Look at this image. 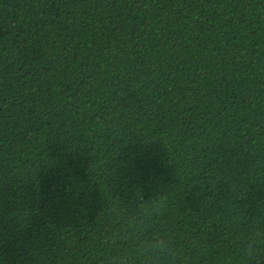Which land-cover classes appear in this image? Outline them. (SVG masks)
Wrapping results in <instances>:
<instances>
[{
    "label": "trees",
    "instance_id": "obj_1",
    "mask_svg": "<svg viewBox=\"0 0 264 264\" xmlns=\"http://www.w3.org/2000/svg\"><path fill=\"white\" fill-rule=\"evenodd\" d=\"M134 216L264 260V0H0V264H112Z\"/></svg>",
    "mask_w": 264,
    "mask_h": 264
},
{
    "label": "clouds",
    "instance_id": "obj_2",
    "mask_svg": "<svg viewBox=\"0 0 264 264\" xmlns=\"http://www.w3.org/2000/svg\"><path fill=\"white\" fill-rule=\"evenodd\" d=\"M127 230H131L135 237L130 234L125 239L119 254L112 258V264H174L179 253L167 234L149 233L145 223L139 222L135 216L128 221ZM241 259L244 264H264L260 248L254 241L248 242Z\"/></svg>",
    "mask_w": 264,
    "mask_h": 264
}]
</instances>
